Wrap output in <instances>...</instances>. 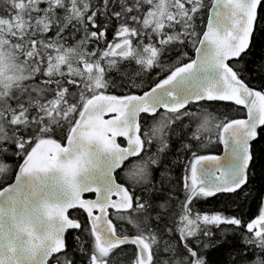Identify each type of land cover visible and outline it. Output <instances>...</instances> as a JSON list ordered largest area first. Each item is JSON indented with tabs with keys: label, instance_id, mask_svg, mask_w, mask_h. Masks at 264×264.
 I'll list each match as a JSON object with an SVG mask.
<instances>
[{
	"label": "snow or ice",
	"instance_id": "1",
	"mask_svg": "<svg viewBox=\"0 0 264 264\" xmlns=\"http://www.w3.org/2000/svg\"><path fill=\"white\" fill-rule=\"evenodd\" d=\"M0 264H264V0H0Z\"/></svg>",
	"mask_w": 264,
	"mask_h": 264
}]
</instances>
